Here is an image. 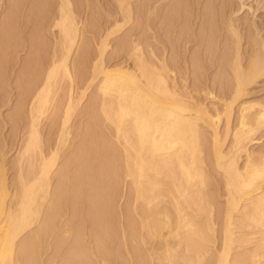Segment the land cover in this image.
I'll return each mask as SVG.
<instances>
[{
  "label": "bare ground",
  "instance_id": "1",
  "mask_svg": "<svg viewBox=\"0 0 264 264\" xmlns=\"http://www.w3.org/2000/svg\"><path fill=\"white\" fill-rule=\"evenodd\" d=\"M74 1L56 0L54 4L56 6L51 10L52 13L50 12L51 14L48 15L53 18V21L50 18L52 22V26L49 25L51 27L50 32L53 30L52 27H56L59 34V39H57L60 40L61 45V49H59L61 51L59 52V54L61 53L60 56L56 57V53L58 54L59 51L56 48L57 51L54 52L53 57L50 56L52 60L46 74L42 77L40 75L42 68L41 70L38 68V74L36 67V76L33 73L34 78H31L32 80H25V82L27 81L26 86L30 81H32V86L29 85L30 88H28L23 85L26 90L21 87L25 90L24 93L22 92L21 106L23 103H27V98H31L28 100V109L32 115V122L29 118L31 129L29 128L28 137L21 150L22 157L27 154L30 156V152L34 150L39 152L37 154L39 156H37L38 164L29 160V169L27 168L26 173L24 172L23 163H20L19 177L16 172L18 179H13L14 182H19L17 185L13 183L16 186L14 192L9 187L10 182H8L5 172V161L2 160L3 157H0V264H44L40 250H42L46 241L48 245L52 246L53 238L56 239L54 243H56L58 249L60 248V251L63 247L65 250L67 249V254L64 256V259L68 260L67 263L65 262L66 264H118L120 262V264H125V259L123 261V257L120 256L119 252L122 248L113 245L117 236L114 237L112 230H117V226L115 227L112 224V220L111 225L115 229H111L110 223H108V220L114 219L110 218L114 214L112 212L114 209L111 211V208H115L113 205L116 198L114 197L115 195L121 196V192L118 190V194L117 191V185H122L118 180L120 176L126 180L127 188L129 184L131 189L129 191L132 193L128 192L133 195V197L130 195L132 198L129 197V200L133 199V204H130L132 207H129L131 212L127 208L130 206H127L128 203L125 204L126 207L122 205L123 208H127L125 212L129 211L128 219L125 218L127 222L123 218L127 213H121L122 208L120 211L121 221L119 222L118 219L116 223L121 230V232L119 231L121 237L119 236L120 238H117L116 241L122 239L119 241L124 244L127 256H129L130 262L128 263L264 264V144L262 143V146L258 149L253 147L256 143L259 144L264 141L262 139L264 137V19H258L259 13L255 14L252 3L248 4L245 0H238L240 2L238 7H235L237 6L235 0H218L220 3L218 8L216 0H139V3L137 1V13H135L137 23L141 25L145 23L148 27L147 30L152 29L154 36L152 39L154 40L150 42L149 39V43L147 42V46L145 45L148 49L144 47L145 41L143 43L141 37H138L140 40L132 39L129 49H122L120 46L124 54L121 58L122 61L118 60L119 64H114L115 66L111 67L103 63L104 51L108 44L107 40H109L108 36L119 32L127 19H133L132 0H117L120 4L119 13L122 18L115 21V16L113 25L111 24L109 28H106L108 29L105 30L106 33L103 32L105 35L101 36L103 39L98 49L100 50L99 58L97 57L94 63L92 62L91 77L86 80L85 86L83 85L84 88L79 91L80 96L78 99L84 98L87 90L92 86V82L94 84V80L99 78L95 92L91 91L93 95L90 103L88 102L89 106L84 107L88 112L90 110L97 112L92 114L94 119L92 123L94 124L90 125L88 131L86 128L89 135V137L86 136V138L88 137L87 141L84 139L86 134H82L84 138L77 140L83 139L82 141H85V143L79 142L81 146L79 144L80 148H78V151L76 150V153L72 150L75 154L74 159L70 161L72 163L73 160H77L81 167L83 166L80 169H84L83 178L80 177L82 180L76 178V180H79L78 186L75 184L70 187L69 184L72 183V179L71 181L68 180L70 172L67 168L72 165L59 170L62 167L56 169V164L61 144L69 138V135L68 138L66 137L70 130V128L68 129V123H70L69 119L72 120L73 115L71 113L73 110L76 111L74 108L78 102L73 92L74 84L77 82L72 70L75 62L71 60L72 54L75 52L84 33L82 27L84 17L82 18L79 15L78 6H75L76 1ZM28 2L29 0H0V46H2V51L5 53H10L12 48H16L12 47L13 45L11 46L12 43H10L11 39L9 37H11L10 34L14 36L19 30H22L20 28L22 24L18 27L20 29H16L17 32L15 33L12 22L14 19L20 21L19 18L24 16L25 4ZM51 3H54L53 0L50 1ZM91 4L90 6H92ZM254 4L256 3L254 2ZM35 5L40 4L36 3ZM81 5L84 6V3ZM44 7L42 6V10ZM246 8L250 16L242 17L241 15L245 13ZM109 14L111 15V13ZM109 14H106L108 18ZM37 15L35 16L37 17ZM46 16L45 19H47ZM109 19L107 21H110ZM91 20L90 24H92ZM14 23L13 25L16 24ZM84 25L86 26V24ZM89 31L91 30H87V33H91ZM146 39L148 40V38ZM23 40L25 39L23 38ZM58 40L57 43H59ZM120 40L122 41V39ZM18 42L20 44V41ZM222 42L223 47L221 46ZM9 43L12 47L10 50H8ZM22 44L19 46L16 44L17 48ZM54 45L55 43L53 47ZM57 47L59 48V45ZM87 47H89L88 44ZM80 51L82 52V50ZM219 51L223 54H221L222 58L220 57V59L222 60L219 62L224 61V64H218L217 62ZM15 53H17L16 49ZM79 54L81 55L80 52ZM117 55L120 56V54ZM77 57L79 58V56ZM2 59H0V65ZM206 61L210 64V67L216 68L211 77L207 75V72L203 71L204 73H202L201 71L202 66L206 69ZM75 66L77 67L79 64ZM23 67L22 70L25 69ZM13 68L7 71H11ZM1 69L2 66H0V71ZM218 69H220V72L223 71L221 69H227L226 76L224 74V77H222L223 72H218ZM43 70L45 69L43 68ZM2 73L4 74V72ZM60 74L70 79L68 102L66 110L63 111L65 115L61 111L64 115L62 124H60V126L62 125L61 134L57 138L52 152H48L50 155H47V157L43 151L45 148H41L43 140H41L42 134L40 135L38 129V120L41 119L40 116L46 113L48 103H51L52 87L55 86V81ZM10 75L12 74L10 73ZM21 75H18V78ZM0 76L2 75L0 74ZM22 76L24 77V75ZM18 80H16V84ZM210 82L217 85V87L219 86V89L216 87L211 88ZM202 83H205V85L203 86ZM29 95L31 96L28 97ZM59 97L58 99H61L62 102L61 95ZM55 98L57 99L56 96ZM85 103L87 104V102ZM16 104L17 107L20 106L18 105L20 103H15V106ZM59 107L61 106L58 105V109L63 110ZM19 108L16 110H19ZM20 110L22 111L21 108ZM58 116L59 119L60 115L58 114ZM83 118L80 117L81 122ZM59 121L53 122L59 124L61 120ZM87 121L88 118L85 124ZM98 125L102 127L106 125L105 130L107 131L109 130L107 126L111 125L110 128H113L114 137L111 132L110 135L114 138L112 140L116 139L119 143L117 144L115 141L114 144L119 146L116 148L112 143L113 150H110V145L103 142L104 145L108 146H105L106 148H110L108 150L111 155L107 153L105 147L103 148L101 142L106 136L103 137L104 139L98 138L100 132L94 130ZM81 130L77 131L78 134L81 133ZM93 130L98 133V136L93 134L96 139H100V142L95 141L96 139L94 140V137L91 136L90 132L92 133ZM105 130L104 133L107 132ZM73 133L76 132L73 131ZM107 133L109 134V131ZM207 133L211 139L209 150L212 155L211 159L217 170L221 172L217 175H222L224 188L222 186L223 189H221L225 194V200H223L224 214L221 216L224 218L222 219L223 224L222 226L218 224L221 226L222 232L219 233L221 235H219L221 240L219 247L217 244H219L218 231L220 226L217 227V222L220 218L216 216L217 219L219 218V220H216L215 217V211H219V209L216 210V204L213 200L215 198H211L214 193L207 192V186L211 185V182L210 184L207 183L209 174L205 167L206 160L210 157L208 156L209 151H207L210 147L207 146L210 145L207 143L209 138L205 141V138L208 137V135L205 137ZM76 134L75 139L78 136ZM70 137L72 139V136ZM107 140L105 141L109 143V140ZM204 141L207 144H205L206 147ZM54 143L51 142L50 144L53 145ZM71 149L69 148L70 151ZM102 149L104 150L102 151ZM49 150L51 151V149ZM68 154L67 157L70 155ZM28 159L30 158L28 157ZM96 161H99L100 164L99 167V162L95 163L97 167L93 164L96 167L95 169L92 163ZM68 162L66 163L68 164ZM61 164L60 166L63 165ZM74 169H77V167H74ZM212 169V174H214L215 168ZM71 170H73V167ZM112 170H115V172L110 173ZM121 171L122 175L120 174ZM56 172H60V174H58L59 182L55 186L52 175ZM112 174H115V176ZM118 174H120L119 177ZM117 180L121 184H117ZM218 180L220 181V178ZM52 183L55 186L54 190L51 187ZM86 186L89 187L86 188ZM211 186H214V184ZM219 186H217L218 189ZM122 188L123 186L120 187V189ZM224 189L225 191H223ZM215 190L212 189L214 192ZM65 191L69 194L71 191L73 192V201H69L71 205L74 204L71 207L74 212L71 209L69 211L74 214L70 218H68L67 212L65 213L64 205L69 199H67V196H72V194L65 195L66 201L64 200V203L61 195ZM129 193L125 194L127 198ZM216 194L217 192H215V197L220 196L222 193L220 195ZM84 198L86 203H88L87 201L90 203L86 210L81 205L86 204L83 203ZM120 199L122 200L123 197ZM216 199L218 200L219 197H216ZM112 200L114 201L112 202ZM131 201L126 202L131 203ZM222 204L220 202V205ZM110 205L113 207L110 208ZM81 206L85 210L83 212L84 221L79 222V220L78 224H75L77 221L74 220L79 212L83 211L80 209ZM118 213L119 211L115 215ZM220 213H222V209ZM64 214L68 216L66 221L63 219ZM137 238L144 244L143 248L140 244L136 246ZM129 239L131 243H135V246L131 244L132 248ZM46 243L44 247H46ZM122 251L125 252L124 248ZM53 252L55 254V251ZM58 261L60 260L58 259Z\"/></svg>",
  "mask_w": 264,
  "mask_h": 264
},
{
  "label": "rangeland",
  "instance_id": "2",
  "mask_svg": "<svg viewBox=\"0 0 264 264\" xmlns=\"http://www.w3.org/2000/svg\"><path fill=\"white\" fill-rule=\"evenodd\" d=\"M42 0H40V3H39V0H29V2L28 3H26L25 4V11L23 12V15L24 16H22L21 18L23 19V21H21L22 19L21 18H19L20 19V21L17 19H14V20H16L17 22H18V24H17V22L16 21H14L13 20V22H12V27L14 28H12L13 29V31L16 33L17 32V30L18 29H22V30H19V32H17L16 34H14V36H13V34H10V36L11 37H9L11 40H10V43H12L11 44V46L12 47H16V48H12L11 46H10V43H9V46H7V47H9V49L8 50H10L11 48V51H10V53H5V52H3L2 50V46H0V59H2L3 57L5 58V59H2L1 60V65L0 66H2V69H1V71L2 72H4V74L1 72L0 74L2 75V76H0V157L2 158V160H4L5 162H4V164H5V172H6V176H7V179H8V182H10L9 183V187H10V190L12 191V192H14L15 191V189H14V187H16V186H14L15 184L17 185L19 182L18 181H16V182H14L16 179H18V177H19V173H20V170H19V166H20V163L22 164L23 163V168H24V172L25 171H28V164H29V160H32V161H34V162H36L37 164H38V161H37V159H38V157L37 156H39V155H37V154H39V152L37 151V150H34V151H32V152H30L31 154H30V156L27 154L25 157L23 156L22 157V153H21V150L23 149L22 147L24 146V144H25V140L27 139V137H28V134H29V128L31 129V124H29V122H30V120H31V122H32V115L29 113V101L28 100H30L31 98H27V103L25 102V101H23V102H25L26 104H24L23 102V104H22V106H21V99H22V97H23V93L25 92V88L26 87H28V88H30L29 87V85H31L32 86V81H30L29 83H28V86H26L27 85V81H28V79H30V80H32L33 78H34V74H35V72L38 70V68H40L39 70H41V68H42V70L40 71V75L43 77L45 74H46V72H47V70H48V68L50 67V63H51V60H52V57H53V54H54V52L55 51H57V50H55L56 48L59 50V49H61V45H60V40H58L59 39V34H58V31H57V28L56 27H52V32H50V28L51 27H49V25L51 24V26H52V22L51 21H53V18H52V16L51 17H49L48 15H49V13L51 12V10L52 9H54V7L56 6V5H54L55 4V2H56V0H53V2L54 3H51L50 4V1L49 0H45L46 1V6H45V1L43 0L42 2H41ZM76 1V2H75ZM74 2H75V6H78V10H79V15H81L82 16V18L84 19V23H83V25H82V27H83V29H84V33H85V35H84V33H83V36L81 37V39H82V41H81V39H80V45L78 44V46H77V48L75 49V52H73V56H72V60L71 61H73V62H75V65H78L79 64V66H73L72 67V70H73V72H74V75H75V80L77 81L75 84H74V88H73V92H74V97H75V99L78 101L77 102V104H76V106H75V110L76 111H72V113H71V115H73L71 118H72V120L71 119H69V122L70 123H72V124H70V123H68L69 125H68V129L70 128V130H69V132H68V134H67V138H68V135H69V138L64 142V143H62L61 144V147H60V152H59V154H58V158H57V164H56V169H59V167H62V168H60L59 170H62L63 169V167H67L68 165L69 166H71V167H69V168H67V169H69V172H70V179L68 178V180H70L71 181V179H72V183L71 182H69V183H71V184H69L70 185V187L72 186V185H75V184H77L76 186H78V183H79V180L81 179L82 180V176H83V174H84V169H82V170H80L82 167H81V165L77 162V160L75 161V160H73V161H75V162H73L72 161V163H70V161L72 160V159H74V154L76 153V150L78 151L79 149L78 148H80V146H81V143L83 142L82 140L83 139H81L80 141H77L78 139H80V138H84L83 136H82V134L84 135V134H86V135H84L85 136V141H87L88 140V137H89V135L87 134V131H88V128L90 127V125L92 126L94 123H92L93 121H94V119L92 118V114H96L97 112H93V111H87V109L85 110L84 109V107L86 108V107H88L89 106V103H90V99H91V96L93 95L92 94V92L94 93L95 91L94 90H96L95 89V87H97V84H98V82H97V80L99 81V78H97L96 80H94V84H93V82H92V86L87 90V94L85 95V97L84 98H82V99H78L79 98V96H80V90L81 89H83L84 88V83L86 82V80H88L90 77H91V74H92V66H93V63H94V61L97 59V57L99 58V55H100V50H98L99 48H100V44H101V40L103 39L102 37L105 35V33H106V31L108 30V29H106V28H109V26H111V24L113 25V23L119 18V20L122 18V15L119 13V9H120V4H119V2L117 1V0H89V2H88V0H83V1H81V0H75ZM100 1V2H99ZM137 1H138V3H139V0H132L131 1V8L133 9L132 11H133V19L132 18H130V19H127L126 21H125V23L123 24L124 26H122V28L120 29V31L119 32H117L118 34H119V36H118V34L116 33V34H111V35H109L108 37H109V40H107V47H106V49H105V51H104V53H105V56H104V65H107V66H115L114 64H119L118 63V60L121 62L122 61V59L121 58H123V51L121 50V48H120V46L122 47V49L124 48V49H129V47H130V44H131V40L133 39H136V40H142V42L144 43V41H145V43L143 44L144 45V47L145 48H147L146 46H147V44L149 43L148 41H149V39H150V42L152 41V40H154V39H152L154 36H153V31H152V29H149V30H147L148 29V27L145 25V23H142V25L141 24H138L137 22V15L135 14V13H137L136 12V10H137ZM206 1V0H205ZM246 2H248V4L251 2L252 3V7H253V9L255 8V14H258V19L259 18H262V19H264V17H262V16H264V0H245ZM253 1V2H252ZM80 2H81V4H83L84 3V6L83 5H81L80 4ZM83 2V3H82ZM99 2V3H98ZM216 3H217V8H218V5H220V3H219V1L218 0H216L215 1ZM238 0H235V5H237V6H235V7H238V4L240 3V2H238ZM254 2L257 4V7H256V4H254ZM262 2V3H261ZM34 3V4H33ZM40 4V5H35V4ZM43 3V4H42ZM91 3H93V4H91ZM250 3V4H251ZM24 4V3H23ZM22 4V5H23ZM33 6H32V5ZM85 4H86V6H85ZM90 4L92 5V6H90ZM50 5H52V6H50ZM263 5V6H262ZM31 6V7H30ZM42 6L44 7L43 8V10H42ZM82 6V7H81ZM94 6V7H93ZM255 6V7H254ZM23 7H24V5H23ZM46 7H47V9H46ZM51 7V8H50ZM84 7V8H83ZM87 7V8H86ZM88 7H89V9H88ZM40 8V9H39ZM77 8V7H76ZM86 8V9H85ZM257 8V9H256ZM38 9H39V11H38ZM91 9V10H90ZM93 9V10H92ZM98 9V10H97ZM100 9V10H99ZM247 9V8H246ZM50 10V11H49ZM43 11V12H42ZM47 11V12H46ZM89 11V12H88ZM91 11V12H90ZM97 11V12H96ZM115 11H118V12H115ZM248 11V9L247 10H245V13H243L241 16L242 17H248V16H250V14L247 12ZM258 11V12H257ZM37 12V13H36ZM81 12V13H80ZM41 13V14H40ZM45 13V14H44ZM52 13V12H51ZM50 13V14H51ZM91 13V14H90ZM109 13H111V15L109 14ZM115 13H117V14H115ZM37 14H39V15H37ZM43 14V15H42ZM86 14V15H85ZM109 14L110 16H109V18H108V16L107 15ZM114 14V15H113ZM245 14V15H244ZM35 15H37V17L35 16ZM47 15V16H46ZM86 16V18H85V16ZM89 15V16H88ZM91 15V16H90ZM95 16V18H94V16ZM262 15V16H261ZM35 16V17H34ZM45 16H46V18L47 19H49V20H47V19H45ZM88 16V17H87ZM115 16H116V19H115ZM34 17V18H33ZM44 17V18H43ZM49 17V18H48ZM91 17H92V20H91ZM29 18V19H28ZM41 20H40V19ZM50 18H51V21H50ZM115 19V21H114V19ZM152 18V17H151ZM36 19H38L37 21H36ZM86 19H87V21H86ZM88 19H89V21H88ZM110 20V21H107V20ZM26 20H27V22H26ZM39 20H40V22H39ZM90 20H91V23L92 24H90ZM112 20V21H111ZM24 21H25V23H24ZM35 21V22H34ZM43 23H42V22ZM47 21V22H46ZM48 21H50L49 23H48ZM105 21H107L106 23H105ZM16 24H15V23ZM134 22V23H133ZM264 22V21H263ZM13 23L15 24V25H13ZM89 23V24H88ZM20 24H22V26L20 25ZM25 24V25H24ZM84 24H86V26L88 25H90L91 27H86ZM126 24V25H125ZM137 24V25H136ZM18 25V26H17ZM28 25V26H27ZM33 25V26H32ZM92 25H94V26H92ZM102 25V26H101ZM105 25V26H104ZM108 25V26H107ZM15 26H17V27H15ZM21 26V27H20ZM143 26V27H142ZM18 27H20V28H18ZM28 27V28H27ZM93 27V28H92ZM100 27V28H99ZM102 27V28H101ZM127 27H128V29H127ZM139 27V28H138ZM56 28V29H55ZM90 28V29H89ZM95 28V29H94ZM98 28V29H97ZM105 28V29H104ZM147 28V29H146ZM17 29V30H16ZM25 29V30H24ZM85 29H86V31H85ZM92 29H94V30H92ZM100 29V30H99ZM16 30V31H15ZM24 30V31H23ZM28 30V31H27ZM33 30V31H32ZM40 30V31H39ZM87 30H91V31H89V32H91V33H87ZM106 30V31H105ZM146 30V31H145ZM22 31V32H21ZM26 31V32H25ZM30 31V33H28ZM37 31V32H36ZM38 31H39V33H38ZM49 31V32H48ZM56 31V32H55ZM93 31V32H92ZM94 31H95V33H94ZM96 31H98V32H96ZM34 32V33H33ZM103 32H105V33H103ZM121 32H123V33H121ZM19 33H20V35H19ZM24 33V34H23ZM36 33V34H35ZM41 33V34H40ZM121 33V34H120ZM24 36H23V35ZM57 36H56V35ZM88 34H89V36H88ZM92 36H91V35ZM95 34V35H94ZM98 34H100V36H98ZM102 34V35H101ZM129 34V35H128ZM141 34H142V36H141ZM152 34V35H151ZM1 35V34H0ZM97 35V36H96ZM116 35V36H115ZM120 35H121V37H120ZM131 35V36H130ZM12 36H13V39H12ZM19 36H22V37H19ZM93 36H94V38H93ZM102 36V37H101ZM111 36V37H110ZM115 36V37H114ZM126 38H124V37ZM136 36H137V38H136ZM151 36V37H150ZM17 37V38H16ZM26 37V38H25ZM87 38V40H89V41H87L86 40V38ZM92 37V38H91ZM131 37V38H130ZM138 37H141L140 39H138ZM144 37H146V38H148V40L146 39V38H144ZM21 38V39H20ZM23 38L25 39V40H23ZM30 38V39H29ZM58 38V39H57ZM85 38V39H84ZM1 39V38H0ZM117 39H119V40H117ZM120 39H122V41L120 40ZM124 39H125V42H124ZM130 39V40H129ZM23 40V41H22ZM29 40V41H28ZM31 40H34L33 42L31 41ZM56 40V41H55ZM57 40H58V42L59 43H57ZM86 40V41H85ZM111 40V41H110ZM116 40H117V42H116ZM129 40V41H128ZM18 41H20V44H22L20 47H18L17 48V46H16V44H18V46L20 45L19 44V42ZM22 41V42H21ZM26 41V42H25ZM55 41V42H54ZM96 41V42H95ZM109 41V42H108ZM119 41V42H118ZM128 41V42H127ZM16 44H15V43ZM116 42V43H115ZM127 42V43H126ZM148 42V43H147ZM26 43V44H25ZM55 43V45H54V47H53V44ZM88 44V46L89 47H87V48H89V49H87L86 48V46H87V44ZM123 43H125V44H122ZM129 43V44H128ZM90 44V45H89ZM117 44V45H116ZM128 44V45H127ZM47 45V46H46ZM59 45V48L57 47ZM115 45V46H114ZM119 45V46H118ZM127 45V46H126ZM146 45V46H145ZM23 46V47H22ZM24 46H26V47H24ZM29 46V47H28ZM56 46V47H55ZM114 46V47H113ZM221 46L223 47V42L221 43ZM6 47V48H7ZM45 47V48H44ZM80 47H82V49H80ZM126 47V48H125ZM221 47V48H222ZM22 48H24V49H22ZM53 48V49H52ZM80 49V50H82V52L80 51V50H77V49ZM111 48V49H110ZM115 48V49H114ZM15 49H16V52L18 53H15ZM18 49V50H17ZM20 49V50H19ZM148 49V48H147ZM44 50V51H43ZM52 50V51H51ZM54 50V51H53ZM2 51V52H1ZM13 51H14V53H13ZM77 51H79L80 53H81V55L79 54V52L77 53ZM119 51V52H118ZM59 52H61L60 50L58 51V54L56 53V57H58V56H60V54H59ZM5 53V54H4ZM13 53V54H12ZM34 53V54H33ZM75 53V54H74ZM7 55V56H3V55ZM15 54V55H14ZM99 54V55H98ZM112 54H113V56H112ZM117 54H120V56L119 55H117ZM220 54V55H219ZM222 53L219 51V53H218V58L219 59H217L218 61V64H224V61H221V62H219L220 60H222V59H220V57L222 58V55H221ZM1 55H2V58H1ZM19 56V58H18V56ZM37 55V56H36ZM108 57H107V56ZM110 55V56H109ZM8 56H9V58H8ZM17 56V57H16ZM25 56V57H24ZM50 56H52V57H50ZM77 56H79V58L77 57ZM80 56H81V58H80ZM119 56V57H118ZM24 57V58H23ZM77 57V58H76ZM10 58H11V60H10ZM15 58V59H14ZM18 58V59H17ZM51 58V59H50ZM75 58V59H74ZM9 59V60H8ZM22 59V60H21ZM26 59V60H25ZM5 60V61H4ZM13 60V61H12ZM17 60H19V61H17ZM82 60V63L80 64V61ZM108 62H107V61ZM3 61V62H2ZM9 61H11V62H9ZM23 61V62H22ZM15 62H18V63H16L15 64ZM93 62V63H92ZM5 63V64H4ZM9 63H10V65H9ZM26 63H28V64H26ZM30 63V64H29ZM109 63V64H108ZM111 63H112V65H111ZM26 64V65H25ZM72 64V63H71ZM7 65V66H6ZM10 67H9V66ZM11 65H13V66H15V68H13V66H11ZM28 65V66H27ZM48 65V66H47ZM81 65V66H80ZM205 65L207 66L206 67V69L202 66V68H201V71H202V73H206L207 72V75H209L210 77L213 75L212 74V72L214 71H216V68L215 67H210L209 65L210 64H208V62L206 61L205 62ZM8 67V69H6V67ZM25 67V69H24V67ZM40 66V67H39ZM18 67V68H17ZM22 67H23V69L24 70H22ZM37 67V68H36ZM81 67V68H80ZM208 67H209V70L207 71V69H208ZM11 68H13V70L14 69H16V70H11V71H7V70H10ZM35 68L37 69V70H35ZM43 68L45 69V70H43ZM215 68V69H214ZM87 69V70H86ZM39 70L37 71V73L39 74ZM211 70V71H210ZM221 70H223V71H221L220 72V69H218V72H220V73H222L223 72V75H222V77H224V74H225V76H226V73L225 72H227L226 70H224V69H221ZM20 71H22V72H20ZM23 71H25L24 73H23ZM27 71V72H26ZM42 71H43V73H42ZM80 71V72H79ZM204 71V72H203ZM6 72V73H5ZM82 72V73H81ZM84 72V73H83ZM10 73L12 74V75H10ZM15 75H14V74ZM18 73V74H17ZM32 73V74H31ZM34 73V74H33ZM36 73V74H37ZM42 73V74H41ZM80 73V74H79ZM7 74V75H6ZM24 75V77H25V75H26V77H25V79H24V77L22 76V75ZM36 74H35V76H36ZM3 75H5V76H3ZM18 75H21V77L19 76V78H18ZM33 75V76H32ZM8 76V77H7ZM15 76H16V79H15ZM202 76H204V75H202ZM3 77V78H2ZM23 77V78H22ZM59 77V78H58ZM57 78L58 79H56V81H55V83L56 84H54L55 86H53L52 87V89H53V93L51 94V97H50V104L48 103V109H47V111H46V113L45 114H43V116H40V120H38L39 122H38V129H39V132H40V135L42 136L41 137V140H43L42 141V144H41V148L43 149V148H45V149H43V151H44V154L47 156V155H50L49 153H51L52 152V149L55 147V144H56V142H57V138H59V136H60V134H61V128H62V125L60 126V124H62V121H63V118H64V115H65V112H63V111H65L66 110V106H67V102H68V88H69V86H70V79L68 78V77H65V76H63L62 74H60L59 76H58ZM20 78H22V79H24V80H22V79H20ZM32 78V79H31ZM17 79H19L18 80V82H17V84H18V86H17V84H16V80ZM67 79V80H66ZM2 80V81H1ZM8 80H10V81H8ZM21 80V81H20ZM25 80H27L26 82H25ZM61 80V81H60ZM13 81V82H12ZM24 81V83H22ZM58 81V82H57ZM79 81V82H78ZM22 83V85H21V83ZM81 82V83H80ZM264 82V81H263ZM262 82V83H263ZM31 83V84H30ZM60 83V84H59ZM66 83H67V86H66ZM97 83V84H96ZM14 84V85H13ZM15 84H16V86H15ZM20 84V85H19ZM192 84H193V82H192ZM23 85H25L26 87H23ZM63 85H64V87H63ZM84 85V86H83ZM202 85L204 86L205 85V83H202ZM210 85H212L211 86V88H213L214 89V87H216V88H218L217 87V85H215V84H211V82H210ZM16 87L15 89H14V87ZM61 86V87H60ZM65 86H66V88H65ZM24 88V89H22V88ZM55 87V88H54ZM93 87V88H92ZM20 88V89H19ZM27 88V89H28ZM63 88V89H62ZM12 89V90H11ZM18 89V90H17ZM21 89H22V91H21ZM60 89H62V90H60ZM219 89V88H218ZM217 89V90H218ZM14 90V91H13ZM19 90H20V92L22 93H20L19 92ZM24 90V91H23ZM65 90V91H64ZM89 90H90V92H89ZM6 91V92H5ZM55 91V92H54ZM92 91V92H91ZM219 91V90H218ZM12 92H13V94H12ZM64 92V93H63ZM20 93V94H19ZM61 93V94H60ZM230 93V92H229ZM17 94H18V96H17ZM77 94H79V95H77ZM57 97V99L55 98V96ZM61 95V98L63 99L62 100V102H63V104H62V102L60 101L61 99H58V98H60L59 96ZM31 95H29L28 97H30ZM21 97V98H20ZM54 97V98H53ZM88 97V99H86ZM18 99V100H17ZM56 99V100H55ZM56 102H55V101ZM84 100V101H83ZM20 101V102H19ZM53 101V102H52ZM61 103H60V102ZM55 102V103H54ZM66 102V103H65ZM85 102H87V104L85 103ZM89 102V103H88ZM4 103V104H3ZM7 103V104H6ZM15 103H20V104H18V105H20V106H18L17 107V104H16V106H15ZM58 103H60V104H58ZM57 104V105H56ZM62 104V105H61ZM80 104V105H79ZM12 105V106H11ZM25 105V106H24ZM50 105H51V108H50ZM58 105L59 106H61V107H59V108H63V110H60V109H58ZM64 105V106H63ZM27 106V107H26ZM52 106H53V108H52ZM78 106H79V108H78ZM220 107H221V104L219 105ZM15 107H17L16 109H18L19 107L22 109V111L20 110V108H19V110H16L15 109ZM23 109H25V111H23ZM58 109V110H57ZM19 111V112H18ZM50 111V112H49ZM54 111V112H53ZM56 111H57V113H56ZM59 111V112H58ZM61 111H62V113L64 114H62L61 113ZM79 111H81V112H79ZM49 112V113H48ZM86 112V113H85ZM52 113V114H51ZM74 113V114H73ZM50 114V115H49ZM58 114L60 115V118L58 119L57 118V116H58ZM80 114V115H79ZM84 114V115H83ZM31 116V117H29V116ZM47 115H49V116H47ZM57 115V116H56ZM79 115V116H78ZM81 115H83V116H81ZM52 116V117H51ZM59 117V116H58ZM80 117H84L85 118V121H86V119L88 118V121L86 122V124H85V121H84V118L82 119L83 121L81 122L80 121ZM29 118H30V120H29ZM52 118H54L55 120H53ZM57 118V119H56ZM91 121H90V120ZM59 120H61V123H59V124H55V122H53V121H58V122H60ZM21 121V122H20ZM80 121V122H79ZM41 122V123H40ZM58 122H56V123H58ZM84 122V123H83ZM90 122V123H89ZM54 123V124H53ZM80 123V124H79ZM81 123H83V124H81ZM88 123H89V125H88ZM108 124V123H107ZM47 125V126H46ZM87 125H88V127H87ZM109 125V124H108ZM40 126V127H39ZM56 126V127H55ZM60 126V127H59ZM83 126V127H82ZM111 126V125H110ZM110 126H107V128L109 129L108 131H109V134L107 133L108 131L107 130H105L106 129V125H104L103 127L100 125H98V126H96V128H94V130H96L98 133H99V136H98V133L95 131L94 132V130H93V132L91 133L90 132V134H92L91 136L92 137H94V134L95 135H97L98 136V138L100 137V138H103L104 136H106V137H104L102 140L103 141H101L102 142V144H103V148L106 146V147H108L107 145L109 144L110 146L109 147H111V149L110 148H106L105 147V150H107L108 152V154H110L111 155V152L108 150V149H110V150H113L112 148H113V146H112V143H113V145H114V147L116 146V148H117V146H119V145H116V144H114L115 143V141H116V143L117 144H119L118 142H117V140L115 139V140H112V139H114L113 137V135H114V132L112 133V127L110 128ZM24 127V128H23ZM72 127H73V129H72ZM94 127V126H93ZM98 127V128H97ZM105 127V128H104ZM23 128V129H22ZM55 128V129H54ZM60 128V129H59ZM85 128V129H84ZM86 128H87V131H86ZM101 128V129H100ZM103 128H104V130L105 131H107L106 133H104V130H103ZM222 128H223V125H222ZM79 129L81 130V133L79 132V134H78V132L77 131H79ZM100 129V130H99ZM56 130H58L57 131V133H56ZM60 130V131H59ZM75 131L77 134H78V136H80V137H78L77 136V139H75V134L76 133H73V131ZM103 134H102V133ZM112 134H111V133ZM58 133H59V135H58ZM71 133V134H70ZM94 133V134H93ZM97 133V134H96ZM76 134V135H77ZM105 134V135H104ZM107 134V135H106ZM113 136H111V135ZM108 135H109V137H108ZM206 136L205 137H207V135H208V137H207V139L205 138V141L206 140H208V138H209V140L207 141V143H209L210 145H207L206 144V142L204 141V146L206 147V145L207 146H210L208 149H207V151H209L210 150V148H211V139H210V136H209V134L207 133V134H205ZM70 136H72V139H71V137ZM86 136H88L87 138H86ZM91 137V138H92ZM111 137V138H110ZM52 138V139H51ZM109 138L111 139V142H110V140H109ZM56 139V141H54ZM96 139V137H94V140ZM106 139H108L109 140V143L108 142H106L105 140ZM263 140H264V137L262 138ZM93 140V139H92ZM99 141L100 142V139H96L95 141ZM107 140V141H108ZM71 141V142H70ZM85 141L83 142V143H85ZM97 141V142H98ZM53 143V142H55L53 145L52 144H50V143ZM68 142H70L69 144H68ZM73 142H74V146H73ZM77 142H78V144H77ZM79 142H81V143H79ZM107 143V145H104V143ZM82 143V144H83ZM262 143L264 144V141H262L261 143H256L255 144V146L253 145V147H255V148H259L260 146H262ZM50 144V145H49ZM70 144H72V145H70ZM78 146H77V145ZM79 144H80V146H79ZM206 144V145H205ZM70 145V146H69ZM76 145V146H75ZM43 146V147H42ZM48 146H51V147H48ZM53 146V147H52ZM68 147V148H67ZM71 147H72V149H71ZM76 147V148H75ZM48 148V149H47ZM69 148L71 149V151L69 150ZM74 148V149H73ZM49 149H51V151L49 150ZM63 149V150H62ZM66 149H67V153L65 154V152H66ZM49 150V151H48ZM72 150H74L75 151V153H73L74 151H72ZM104 149H102V151H103ZM46 151H47V153H46ZM3 152V153H2ZM38 152V153H37ZM49 152V153H48ZM68 152H69V154H68ZM101 152V151H100ZM105 152V151H104ZM110 152V153H109ZM33 153V154H32ZM60 153H61V155H60ZM73 153V155H71ZM2 154H3V156H2ZM67 154L69 155L68 157L69 158H71V159H69L68 157H67ZM6 156V157H5ZM19 156V157H18ZM32 156H35V157H32ZM73 156V157H72ZM91 156V155H90ZM89 156V157H90ZM208 156H210L209 158H208V160L210 159V161H208V160H206V163H205V167H206V170L208 171V180H207V183L208 184H210V182H211V185H213L214 184V186H207V192L208 193H210V191H211V193L213 192L214 194H213V196H211V198H215V199H213L214 200V202H215V204H216V210L217 209H219V211L217 212V211H215V217L217 216H219V218H220V220H219V218L217 219V217H216V220H219L218 222H217V227H219L220 225L222 226V224H223V221H222V219H224L223 217H221V216H223V212H224V209H223V207H224V201L223 200H225L224 198H225V194H224V192H222V189L224 188V185H222V183H223V181H222V175H221V177H220V175H217L218 173H221L219 170H217V168L215 167V165H214V163L212 162V155L210 154V151H209V155ZM22 157V158H21ZM28 157L30 158V159H28ZM48 157V156H47ZM67 157V159H65L64 160V158H66ZM92 158V157H91ZM19 159V160H18ZM22 159V160H21ZM28 159V160H27ZM69 159V160H68ZM19 162H18V161ZM67 160V161H66ZM28 161V162H27ZM69 161V162H68ZM208 161V162H207ZM1 162V161H0ZM63 164H61V163ZM66 162H68V164L66 163ZM99 162V161H98ZM97 161L96 162H94V163H92V165L93 164H97L98 163ZM17 163H19V164H17ZM75 163V164H74ZM212 164V166H210L211 164ZM60 164L62 165V166H60ZM95 164V165H96ZM99 164H100V162L98 163V167H99ZM80 165V166H79ZM94 166V165H93ZM6 167H8V168H6ZM26 167V168H25ZM58 167V168H57ZM72 167H73V170H78V171H74L73 172V170H71L72 169ZM74 167L76 168L77 167V169H74ZM96 167H97V165H96ZM96 167L94 166V168L96 169ZM28 168V169H27ZM71 168V169H70ZM212 168H215V170H214V174H212L213 173V169ZM94 169V170H95ZM19 170V171H18ZM210 170H211V172H210ZM8 171V172H7ZM57 171V170H56ZM83 171V172H82ZM16 172H17V174H18V177H17V175H16ZM73 174H72V173ZM80 172V173H79ZM93 172H95V171H93ZM110 172V171H109ZM113 172H115V170H112V172H110V173H113ZM26 173V172H25ZM78 173V174H77ZM83 173V174H82ZM216 173V174H215ZM57 176H56V175ZM58 174H60V172L58 173V172H56V173H54L53 175H52V180H53V182H54V185L55 184H58V182H59V175ZM94 174H97V173H94ZM116 174V173H115ZM115 174H112V175H114L115 176ZM121 175H122V171H121V173H120ZM120 174H118L117 176L119 177L120 176ZM55 175V176H54ZM78 175V176H77ZM215 175V176H214ZM77 176V177H76ZM116 176V177H117ZM212 176V177H211ZM214 176V177H213ZM218 176V177H217ZM17 177V178H16ZM54 177H55V181H57V182H55L54 181ZM80 177H82V178H80ZM57 178V179H56ZM76 178L77 179H79V180H76ZM220 178V181L218 180ZM13 179H15V180H13ZM74 179V180H73ZM118 180H120V182L122 183V185H117V191L119 190L122 194H123V191H124V194H123V196H122V194L120 193V195L123 197V199L121 200L120 198H122L121 196H116L115 195V197L114 198H116L115 199V202H114V207L115 208H117V209H115V208H111V206L112 205H110V208H111V211L114 213L113 214V216L115 215V213H117L118 211H119V216H120V214L121 213H124L125 212V209L127 210V208H128V210H129V207L131 208L132 206V204H133V199H131V200H129L130 198H132L133 197V195H131L130 193H132V192H130L131 191V189H130V187H129V184H128V188H127V182H126V180H124V178L123 177H119V179ZM117 180V181H118ZM216 180V181H215ZM209 181V182H208ZM215 181V182H214ZM124 182H126V183H124ZM13 183H15V184H13ZM119 183V181L117 182V184ZM121 183H119V184H121ZM124 183V184H123ZM221 183V184H220ZM126 184V185H125ZM12 185H13V187H12ZM53 185V183H52V189L53 188H55V186ZM126 187H125V186ZM220 185V186H219ZM122 187L123 186V188L122 189H120V187ZM217 186H219V189H218V187ZM222 186H223V188H222ZM89 186H86V188H88ZM125 187V188H124ZM213 187V188H212ZM215 187H217V188H215ZM209 188V189H208ZM213 190H215V192H217V194L216 195H220L221 193L223 194V196H222V194L220 195V196H216L217 198L219 197V201L216 199V197L214 196L215 195V192L214 191H212V189ZM222 188V189H221ZM51 189V190H52ZM128 189V190H127ZM129 189H130V191H129ZM54 190V189H53ZM121 190H123V191H121ZM127 190V191H126ZM217 190H219V191H217ZM119 191H118V194H119ZM130 193H129V192ZM223 191H225V189L223 190ZM70 192V191H69ZM129 193V195H128V198H127V196H125V194L127 195V193ZM73 192L71 191L70 192V194H72ZM68 192H64V194H62L61 195V199H63V201L65 200L66 201V198H65V195L67 196V195H70ZM117 194V193H116ZM130 195L132 196V197H130ZM71 196V195H70ZM68 197L67 196V201H66V204L64 205V210H65V213L69 216H67L66 214H64V220L66 221L68 218H70V217H72L73 216V214L74 213H71V211H69L70 209L72 210V212H74L73 211V208H71V207H73L74 206V204L73 205H71V202L70 201H73V194H72V196L71 197ZM64 197V198H63ZM130 197V198H129ZM70 198H72V199H70ZM85 199V198H84ZM127 199V200H126ZM70 200V201H69ZM124 200V201H123ZM218 201V202H216V201ZM65 201H64V203H65ZM86 201V199L84 200V202L83 203H86L85 202ZM114 200H112V202H113ZM119 201V202H118ZM122 201V202H121ZM126 201H131V203H129V202H126ZM9 202H10V200H9ZM68 202H70V203H68ZM88 203H89V201H87ZM111 202V203H112ZM220 202H221V204H222V202H223V204L222 205H220ZM73 203V202H72ZM88 203H86L85 205L84 204H81L82 206H83V209H84V207H85V210H86V208H87V206H89L90 205V203L88 204ZM116 203V204H115ZM128 203V204H127ZM219 203V204H218ZM125 204H127V206L128 205H130V206H128L127 208H123L124 206L126 207V205ZM115 205H117V206H115ZM119 205V206H118ZM122 205H123V207H122ZM220 205V206H219ZM68 206V207H67ZM82 206H81V208L80 209H82ZM112 206V207H113ZM221 206H222V208H221ZM70 207V208H69ZM217 207H219V208H217ZM67 208H69V209H67ZM123 208V209H122ZM222 209V213H220V211H221V209ZM82 209V210H83ZM121 209H122V211H121ZM63 210V211H64ZM67 210V211H66ZM85 210H83V211H81V212H79V214H78V216H79V219H78V216L76 217V219H78V220H74L76 223L75 224H78V221L79 222H81L82 220H83V217H84V211ZM116 210H117V212H116ZM131 210V209H130ZM129 210V211H130ZM115 211V212H114ZM120 211H121V213H120ZM129 211H126L125 212V214L127 213V215H122V216H124L123 218H124V221L125 222H127L126 221V219H128V217H129ZM131 212V211H130ZM81 213V214H80ZM111 213V212H110ZM216 213H218V214H216ZM71 214V215H70ZM118 214H116L115 216H117L116 218H115V216L113 217V216H110V218H114V219H111V221L110 220H108V223H110L109 225H110V227H111V229H115V227H116V229L117 230H112V233L114 234V237L115 236H117L116 238H115V240H114V246H117V247H119L120 246V249L122 248H124V253H123V251H122V249L121 250H119V252H120V256H122L123 258V261H124V259H125V264H133V263H128V262H130V260H129V256H127V252H126V250H125V247L123 246L124 244L122 243L121 244V240L122 239H118V241H116L117 240V238H120L121 236V230L119 229L120 228V226H118V224L116 225V223L118 222V219H119V222L121 221L120 219L122 218L121 216H120V218H118L119 216H118ZM112 215V214H111ZM80 216H82V217H80ZM128 216V217H127ZM68 217V218H67ZM126 218V219H125ZM112 220H113V223H112ZM84 221V220H83ZM110 221V222H109ZM115 221V222H114ZM89 223V222H88ZM111 223L113 224V225H115V227L113 226V225H111ZM218 224H220V225H218ZM81 225H82V223H81ZM119 225H120V223H119ZM221 226H220V230H219V228H218V243L219 244H217V246L219 247L221 244V240L219 239L220 237H219V233H222L221 232ZM113 227V228H112ZM118 231V232H117ZM120 231V232H119ZM115 233H117V235H115ZM119 233V234H118ZM113 234H112V238H113ZM120 236V237H119ZM221 236V235H220ZM52 239V238H51ZM138 239V238H137ZM120 240V241H119ZM56 242V239L55 238H53L52 239V242ZM131 240L129 239V244H130V247H131V244L132 245H134L135 243H131L130 242ZM47 242V241H46ZM45 242V243H46ZM53 242V245H54V248H53V245L52 246H50V245H48V242L46 243L47 245H46V247H47V249H46V247H44L45 246V243H44V246L42 247V250H40L41 252V257H42V259H43V263L45 264H51L50 262H52L53 264H62L63 262V264H66L67 262H68V260H65L64 259V256L67 254L66 253V251H67V249L65 250L64 249V247L63 248H61V251H60V248L58 249L57 247H56V243H54ZM117 242H119V243H117ZM139 242V243H138ZM138 242L136 243V246L138 245L139 246V244H140V246L143 248V243L142 242H140L139 241V239H138ZM155 242H156V240H155ZM141 243H142V245H141ZM121 244V245H120ZM135 246V245H134ZM116 247V248H117ZM133 247V246H132ZM131 247V248H132ZM48 248H49V251H48ZM51 248H52V251H51ZM54 249V250H53ZM64 249V250H63ZM134 249V248H133ZM145 249V248H144ZM47 251L46 253H45V251ZM58 250V251H57ZM63 250V251H62ZM53 251H55V254H54V252ZM62 252V253H61ZM121 252H122V254H121ZM143 252H144V250H143ZM42 253H44L43 254V256H42ZM51 253V254H50ZM53 253V254H52ZM60 253V254H59ZM48 256H47V255ZM57 254V255H56ZM53 255V256H52ZM59 255V256H58ZM61 255V256H60ZM50 257V258H48L47 259V257ZM63 256V257H62ZM124 256H125V258H124ZM51 258H53V259H51ZM54 258H55V261H54ZM63 259V262H62V259ZM48 260V261H46V260ZM57 259V260H56ZM58 259L60 260V261H58ZM128 261H127V260ZM51 260V261H50ZM121 260V259H120ZM120 260H119V262H120ZM45 261V262H44ZM54 261V262H53ZM127 261V262H126ZM55 262H57V263H55ZM66 262V263H65ZM121 263V262H120ZM120 263H118V264H120ZM207 264V263H206Z\"/></svg>",
  "mask_w": 264,
  "mask_h": 264
}]
</instances>
